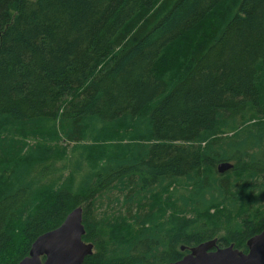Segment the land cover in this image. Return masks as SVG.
<instances>
[{
  "label": "trees",
  "instance_id": "trees-1",
  "mask_svg": "<svg viewBox=\"0 0 264 264\" xmlns=\"http://www.w3.org/2000/svg\"><path fill=\"white\" fill-rule=\"evenodd\" d=\"M78 206L83 264L174 262L213 238L247 252L264 0H0V264Z\"/></svg>",
  "mask_w": 264,
  "mask_h": 264
},
{
  "label": "water",
  "instance_id": "water-1",
  "mask_svg": "<svg viewBox=\"0 0 264 264\" xmlns=\"http://www.w3.org/2000/svg\"><path fill=\"white\" fill-rule=\"evenodd\" d=\"M233 166L232 162H221L218 171L224 173ZM85 232L83 207L78 206L58 227L39 235L18 264H83L94 249L92 242L84 241ZM217 240L201 242L181 259L163 264H264V229L248 239L247 252L235 248L233 243L220 247Z\"/></svg>",
  "mask_w": 264,
  "mask_h": 264
},
{
  "label": "flooded vegetation",
  "instance_id": "flooded-vegetation-1",
  "mask_svg": "<svg viewBox=\"0 0 264 264\" xmlns=\"http://www.w3.org/2000/svg\"><path fill=\"white\" fill-rule=\"evenodd\" d=\"M217 244H218V240H217ZM194 246V245H193ZM218 246H220V247H224V246H221V245H219L218 244ZM192 247V245L191 246H186L184 249H182L184 252H185V254L184 255H186L187 253H189L190 252V248Z\"/></svg>",
  "mask_w": 264,
  "mask_h": 264
}]
</instances>
